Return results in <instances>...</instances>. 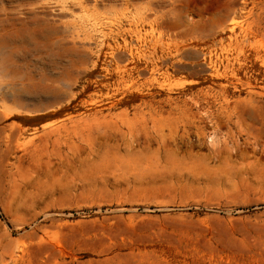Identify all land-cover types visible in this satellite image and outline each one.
<instances>
[{
    "label": "rangeland",
    "instance_id": "374dc122",
    "mask_svg": "<svg viewBox=\"0 0 264 264\" xmlns=\"http://www.w3.org/2000/svg\"><path fill=\"white\" fill-rule=\"evenodd\" d=\"M0 264H264V0H0Z\"/></svg>",
    "mask_w": 264,
    "mask_h": 264
}]
</instances>
